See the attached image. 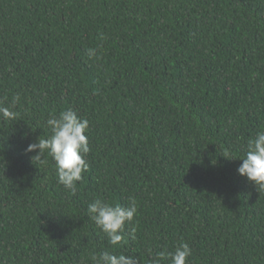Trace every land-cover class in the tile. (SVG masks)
Instances as JSON below:
<instances>
[{"label": "trees", "instance_id": "obj_1", "mask_svg": "<svg viewBox=\"0 0 264 264\" xmlns=\"http://www.w3.org/2000/svg\"><path fill=\"white\" fill-rule=\"evenodd\" d=\"M17 94L0 118V264H150L180 242L186 264H264V189L237 173L264 131V0H0V104ZM68 108L89 121L75 194L25 153ZM97 198L135 200L117 247L87 215Z\"/></svg>", "mask_w": 264, "mask_h": 264}, {"label": "clouds", "instance_id": "obj_2", "mask_svg": "<svg viewBox=\"0 0 264 264\" xmlns=\"http://www.w3.org/2000/svg\"><path fill=\"white\" fill-rule=\"evenodd\" d=\"M87 55L90 59L96 57V49H87ZM19 101L20 96L17 94L12 97L10 106L0 104V118L15 120L18 113L13 109ZM46 123L51 130V135L46 138L38 137L35 142L27 145L25 153H35L30 157L35 165L46 164L45 153L50 155L55 162L57 182L75 194L77 182L82 180V173L89 168L85 159L90 151L86 135L89 121L80 117L72 108H68L61 111L58 116L50 115ZM240 160L242 163L237 168V173L254 184L257 189H264V131H258L248 140L246 154ZM136 214V203L131 198L127 207L120 204L113 205L100 198L93 200L87 206L88 217L106 235L109 244L113 247L121 244L124 239L122 233L126 225H132ZM135 232L136 228L132 226L129 235L133 239ZM191 254L192 250L188 243L180 242L174 252L156 253L150 264H161L164 259H169L170 264H186ZM91 260L93 264H139L138 258L134 255L124 253L117 255L107 250L93 254Z\"/></svg>", "mask_w": 264, "mask_h": 264}]
</instances>
